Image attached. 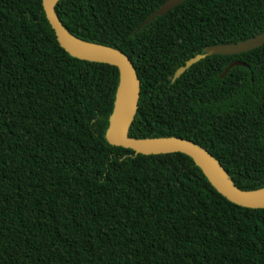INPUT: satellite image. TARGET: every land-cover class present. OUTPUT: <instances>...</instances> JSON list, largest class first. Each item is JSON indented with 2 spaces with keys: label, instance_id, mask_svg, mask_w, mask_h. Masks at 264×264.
Segmentation results:
<instances>
[{
  "label": "trees",
  "instance_id": "trees-1",
  "mask_svg": "<svg viewBox=\"0 0 264 264\" xmlns=\"http://www.w3.org/2000/svg\"><path fill=\"white\" fill-rule=\"evenodd\" d=\"M59 0L75 36L125 52L141 82L129 135L207 148L244 190L264 188V0ZM245 63L226 68L234 61ZM116 65L57 40L43 0H0V264H264V207L222 195L187 154L107 138Z\"/></svg>",
  "mask_w": 264,
  "mask_h": 264
},
{
  "label": "water",
  "instance_id": "water-1",
  "mask_svg": "<svg viewBox=\"0 0 264 264\" xmlns=\"http://www.w3.org/2000/svg\"><path fill=\"white\" fill-rule=\"evenodd\" d=\"M184 0H166L157 10L153 11L136 30L152 22L157 16L165 15L174 6ZM59 0H43L46 16L55 31L60 45L72 56L80 59L106 62L116 65L120 71V88L114 113L110 119L107 138L113 145L131 148L136 154H160L182 152L189 155L202 169L215 188L230 201L245 207H264V188L258 190H244L231 178L221 162L204 146L178 136H161L151 138H135L129 135L130 125L137 112L141 82L131 58L123 51L96 42L81 39L72 34L61 21L56 5ZM264 44V32L234 43H220L206 47L201 53L189 59L185 65L179 67L174 78H178L192 64L200 59L215 54H237L248 51ZM236 64H243L238 60L232 62L224 71Z\"/></svg>",
  "mask_w": 264,
  "mask_h": 264
}]
</instances>
